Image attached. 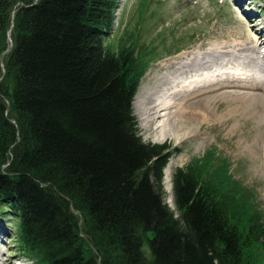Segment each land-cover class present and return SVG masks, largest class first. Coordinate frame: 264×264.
<instances>
[{
  "label": "trees",
  "instance_id": "1",
  "mask_svg": "<svg viewBox=\"0 0 264 264\" xmlns=\"http://www.w3.org/2000/svg\"><path fill=\"white\" fill-rule=\"evenodd\" d=\"M117 1L0 0V218L36 264H264L256 196L212 151L165 204L173 151L132 109L147 64L103 46Z\"/></svg>",
  "mask_w": 264,
  "mask_h": 264
},
{
  "label": "rangeland",
  "instance_id": "2",
  "mask_svg": "<svg viewBox=\"0 0 264 264\" xmlns=\"http://www.w3.org/2000/svg\"><path fill=\"white\" fill-rule=\"evenodd\" d=\"M118 2L114 25L104 40V47L114 52L122 48H132L135 56L147 64L132 109L141 140L149 144H166L170 151L174 152L163 172L165 204L174 210L172 176L175 170L187 168L194 158L202 157L208 148L214 147L218 152L215 150L213 153L227 162L231 176L255 194L253 207L263 215L261 216L264 224V177L261 179L257 177L254 170L256 165L251 160L252 154L242 150L244 143L256 133L254 123L248 128L238 126L233 135H227L229 124L220 126L210 122L207 125L203 124L201 128L204 135L191 138L189 135H172L173 125L170 122L166 126L167 133L160 138L158 130L153 127L161 118L151 122L147 127L142 122V108L150 101L146 94L154 85L156 77L166 72L164 64L168 65L177 57L195 52L202 46L213 48L226 44L228 46L232 42H244V47H249L253 44L260 45L258 44L260 41L264 42V1L118 0ZM0 44L3 45L0 46V68L4 72L3 60L12 47L8 32L0 35ZM259 47L258 50L264 52V47ZM228 48L229 46L226 49ZM211 95L214 93L207 96ZM209 108L214 111L215 105L211 103ZM213 115L215 114L211 113V117ZM247 132L251 133L250 136ZM255 153L260 156L259 146L255 148ZM3 217L0 218L2 264L39 262L38 258L22 253L15 239V220L12 217Z\"/></svg>",
  "mask_w": 264,
  "mask_h": 264
},
{
  "label": "bare ground",
  "instance_id": "3",
  "mask_svg": "<svg viewBox=\"0 0 264 264\" xmlns=\"http://www.w3.org/2000/svg\"><path fill=\"white\" fill-rule=\"evenodd\" d=\"M258 44L244 47V42H232L228 49L227 44L213 48L202 46L195 52L177 57L168 65L164 64L166 72L156 77L146 94L150 101L146 103L149 106L142 108L144 126L161 118L153 127L158 130L160 138L167 133L166 126L170 122L172 135L195 138L204 135L201 128L210 122L220 126L229 124L227 135H233L238 126L248 128L254 123L256 133L244 143L242 150L252 154L256 175L263 178L264 52L258 49L264 47V42ZM212 93L214 95L207 96ZM211 103L215 105L214 111L209 108ZM211 113L215 115L211 117ZM247 134L250 136L251 133ZM257 146L261 150L260 156L255 153ZM215 150L210 147L203 156ZM233 180L244 187L238 180ZM143 251L149 257L147 246H143Z\"/></svg>",
  "mask_w": 264,
  "mask_h": 264
}]
</instances>
